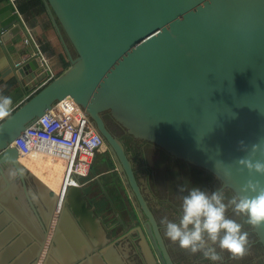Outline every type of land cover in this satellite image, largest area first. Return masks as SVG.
Returning a JSON list of instances; mask_svg holds the SVG:
<instances>
[{
    "label": "water",
    "instance_id": "1",
    "mask_svg": "<svg viewBox=\"0 0 264 264\" xmlns=\"http://www.w3.org/2000/svg\"><path fill=\"white\" fill-rule=\"evenodd\" d=\"M43 3L70 64L0 121V264H118L116 258L123 259L102 215L87 204L82 179L76 176L78 184L67 188L57 211V192L50 203L52 189L11 145L69 96L103 135L136 210L141 218L145 212L150 216L161 243L154 214L104 112L133 137L206 169L239 193L250 176L237 160L264 138V0ZM9 26L0 29L3 40L14 32ZM38 66L36 57L26 60L15 76L21 81ZM240 141L247 151L240 150ZM255 178L264 183V177ZM254 230L264 245V225ZM146 256L157 264L149 247Z\"/></svg>",
    "mask_w": 264,
    "mask_h": 264
},
{
    "label": "flooded vegetation",
    "instance_id": "2",
    "mask_svg": "<svg viewBox=\"0 0 264 264\" xmlns=\"http://www.w3.org/2000/svg\"><path fill=\"white\" fill-rule=\"evenodd\" d=\"M104 116L108 126L124 146L125 155L131 164L140 191L154 214L162 238L161 243L153 221L146 212L143 218L140 217L133 199L129 196L118 163L104 141L101 149L94 156L92 175L82 179L81 183L82 190L86 193L87 204L93 206L97 214L102 215L103 227L107 235L115 237L113 240L115 247L124 259L116 258L118 264H149L146 247L152 251L157 264H213L205 260L201 254H189L180 249L178 244L168 240L164 235L165 226L161 224V220L167 217L170 221H179L182 197L192 186H199L208 191L223 190L226 204L235 195L233 191L223 187L222 180L206 169L175 158L147 140L133 137L112 118L109 112H104ZM99 155L103 156L105 161L101 169H95V161ZM52 157L65 160L58 154ZM68 167L66 177L69 173ZM67 185L68 183L65 185L63 183V186L67 187ZM182 187L185 189L184 192L180 191ZM54 193L55 190L52 189L51 195L47 196L50 203ZM226 215L241 223L242 230L248 233V251L239 259H233L228 253L220 252L223 257L220 264H264V245L259 240L254 227L244 223L246 218L243 215H235L232 206L228 207ZM146 223L151 226L156 236L162 256L149 234ZM141 231L144 232L148 242L146 247L141 243Z\"/></svg>",
    "mask_w": 264,
    "mask_h": 264
},
{
    "label": "clouds",
    "instance_id": "3",
    "mask_svg": "<svg viewBox=\"0 0 264 264\" xmlns=\"http://www.w3.org/2000/svg\"><path fill=\"white\" fill-rule=\"evenodd\" d=\"M13 99L0 95V121L12 114ZM240 150L247 151L248 145L240 141ZM248 155L240 157L237 163L248 170L250 178L241 186L226 204L223 190L208 191L192 186L183 195L178 222L167 217L161 220L165 226L164 235L172 243L189 254H201L205 260L220 264L226 252L233 259L242 258L248 251V233L243 225L226 213L229 206L235 215H243L244 223L259 227L264 225V183L256 176L264 177V138L251 145ZM259 153L260 159H256ZM225 175L230 176L227 166ZM181 192L185 189L182 187ZM217 249L220 251L218 252Z\"/></svg>",
    "mask_w": 264,
    "mask_h": 264
},
{
    "label": "built area",
    "instance_id": "4",
    "mask_svg": "<svg viewBox=\"0 0 264 264\" xmlns=\"http://www.w3.org/2000/svg\"><path fill=\"white\" fill-rule=\"evenodd\" d=\"M11 1L15 4V12L21 17L22 24L27 30L25 41L34 47L33 56L38 60L39 71L45 76L43 81L45 83L57 76L51 57L28 26L16 5V0ZM21 63L22 61L17 62L15 66L18 67ZM104 141L103 135L86 112L82 109L74 118L62 99L19 133L11 145L18 148L20 157L33 152L61 155L69 163V176L73 177V183L78 184L76 176L82 179L91 174L94 156Z\"/></svg>",
    "mask_w": 264,
    "mask_h": 264
},
{
    "label": "crops",
    "instance_id": "5",
    "mask_svg": "<svg viewBox=\"0 0 264 264\" xmlns=\"http://www.w3.org/2000/svg\"><path fill=\"white\" fill-rule=\"evenodd\" d=\"M14 5L11 0H0V29L10 25L7 31L10 29L14 31L7 40H3L0 36V95L12 97V110L35 92L45 79V76L40 73L39 67L21 81L15 76V69L17 68L15 63L19 61L23 63L32 59L34 47L25 41L27 30L22 24L21 17L15 12ZM16 5L28 26L41 42L43 49L51 57L55 72L59 75L69 66L70 61L50 16L47 10L45 11L46 7L43 9L39 4L34 5L33 0H16ZM69 106L74 108V112L71 114L75 118L77 108L74 104ZM40 154L48 158L53 156L46 153ZM27 168L29 169V167Z\"/></svg>",
    "mask_w": 264,
    "mask_h": 264
},
{
    "label": "bare ground",
    "instance_id": "6",
    "mask_svg": "<svg viewBox=\"0 0 264 264\" xmlns=\"http://www.w3.org/2000/svg\"><path fill=\"white\" fill-rule=\"evenodd\" d=\"M67 101L70 105L74 104L77 108L75 111L76 116L78 113L82 110L79 104L75 101V99L72 96H69L68 98H64L63 102L67 106ZM68 111L71 114V111L68 109ZM72 115V114H71ZM76 118V117H75ZM46 154L55 155L56 153H48ZM20 159L22 162L31 169V171L39 177L47 186H49L51 189L55 190L58 194V204H57V211L58 208L61 206L62 197L65 194V191L70 185H73V178L69 176V173L66 177V168L68 167V162L65 160L62 161L60 158H53V157H47V156H41L39 152H33L26 156H21ZM69 171V167H68ZM66 183H68L67 187L63 186ZM76 185V184H74ZM63 187V188H62ZM56 211V212H57ZM45 251L43 252L40 263L43 260V257L45 256Z\"/></svg>",
    "mask_w": 264,
    "mask_h": 264
},
{
    "label": "rangeland",
    "instance_id": "7",
    "mask_svg": "<svg viewBox=\"0 0 264 264\" xmlns=\"http://www.w3.org/2000/svg\"><path fill=\"white\" fill-rule=\"evenodd\" d=\"M67 106L68 105H70L69 104V102L67 101ZM68 109L71 111V112H74V108L72 107V106H68ZM104 161H105V159H104V157L103 156H98L97 158H96V161H95V169H101L102 168V166H103V164H104ZM94 172V171H93ZM92 175V173L89 175V176H91ZM88 176V177H89ZM82 179H86V178H82Z\"/></svg>",
    "mask_w": 264,
    "mask_h": 264
},
{
    "label": "trees",
    "instance_id": "8",
    "mask_svg": "<svg viewBox=\"0 0 264 264\" xmlns=\"http://www.w3.org/2000/svg\"><path fill=\"white\" fill-rule=\"evenodd\" d=\"M33 4L36 5V4H39V6H41L43 9H45V5L43 3V0H33ZM46 11V9H45Z\"/></svg>",
    "mask_w": 264,
    "mask_h": 264
}]
</instances>
